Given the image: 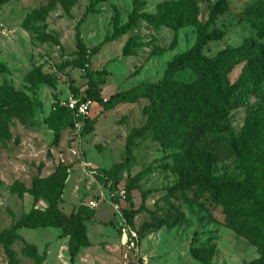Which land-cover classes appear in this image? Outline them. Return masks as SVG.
Here are the masks:
<instances>
[{
    "label": "rangeland",
    "instance_id": "rangeland-1",
    "mask_svg": "<svg viewBox=\"0 0 264 264\" xmlns=\"http://www.w3.org/2000/svg\"><path fill=\"white\" fill-rule=\"evenodd\" d=\"M89 1L0 0V62L7 68L0 73V264H9L6 249L11 264H244L257 258L256 246L226 224L224 204L212 200L199 182L192 183V176L242 178L230 141L239 136L248 103L264 110V82L237 58L225 77L233 95L238 88L246 90V104L229 107L220 123L183 117L176 94L150 90L162 81L172 58L194 45V26L154 28L139 20L103 43L125 23L132 0L94 5L79 26L80 36L98 97L114 98L105 104L96 100L88 121L78 129L66 126L54 142L46 118L69 96L82 97L89 86L73 54L75 24ZM166 1L143 0L140 10L155 13ZM217 1L196 0L202 22ZM226 2L227 10L210 28L220 38L208 41L201 54L214 57L245 41L264 51L257 39L264 0ZM130 37L136 45L124 55ZM174 78L191 81L195 74L185 68ZM137 173L140 180L123 199L121 191ZM61 176L55 207L66 220L60 226L36 218L20 221L32 208L49 206L45 195H33L36 179L41 187L51 186ZM80 204L94 207L92 218L74 216ZM122 208L136 211L131 223ZM73 235L79 248L71 260Z\"/></svg>",
    "mask_w": 264,
    "mask_h": 264
},
{
    "label": "trees",
    "instance_id": "trees-1",
    "mask_svg": "<svg viewBox=\"0 0 264 264\" xmlns=\"http://www.w3.org/2000/svg\"><path fill=\"white\" fill-rule=\"evenodd\" d=\"M100 1L102 0H90L82 16L76 22L74 34L76 50L73 51V54L78 56L79 64L89 79V86L82 97L89 98L94 102L99 100L101 104H105L112 101L114 97L108 100L98 97L97 81L93 78V71L88 67L87 48L79 31V26L85 20L86 15L94 11V5ZM142 6L143 0H132V9L125 23L114 27L112 33L103 39V43L115 40L127 33L137 25L139 20L154 28L165 26L178 29L186 25L194 26L196 30L194 45L185 53L176 54L169 62L162 81L150 85V90H155L157 94L165 95L167 92H170L171 96L173 93L176 94L181 100L179 109L184 112L183 117L192 115V119L203 118L211 123H220L229 107L246 104V90L238 88V93L233 95L232 87L225 77L226 72L239 59L247 61V65L255 69L260 81L264 82V51L257 50L254 42L245 41L239 47H227L217 52L214 57L201 54L203 46L208 41L220 38V32L216 28L211 30L210 28L218 15L227 10L226 0H219L211 5L208 17L204 22L199 19L196 0L166 1L159 6L155 13L140 10ZM262 18L264 20V13ZM257 39L264 43V25L257 30ZM135 45L134 38L130 37L123 47V54H130ZM98 48L99 46L89 53L96 52ZM185 68L193 70L195 74L193 80L183 81L174 78L177 70ZM6 71V66L0 62V73ZM231 97L233 100L229 102ZM116 98V101L124 99V97ZM88 119L87 117L85 121ZM180 121L177 122L183 123ZM46 124L53 133L54 142H57L60 131L66 126L72 125L70 111L61 103L56 105L46 118ZM224 128L228 132L231 131L227 125ZM230 146L236 157L238 168L241 170V179L218 180L198 174L192 176V183L199 182L202 189L209 192L212 200L221 201L227 209L226 224L238 235L248 239L256 246L258 257L244 264H264V110L259 103L247 104L245 123L238 138L230 141ZM141 175L142 173H137L129 179L124 191L125 197L128 195L129 188L140 180ZM185 178H188L187 174H185ZM63 180L64 177L61 176L58 181L50 182L51 186L43 184L41 187L40 181L36 179L32 189L33 195L34 197L40 193L45 195L49 199V206L42 211L32 208L20 221L25 222L36 218L44 224L60 226L66 217L56 209L55 204L62 191ZM94 213V207L80 204L77 206L74 216L90 219ZM121 214L127 223H131L136 211L122 208ZM12 235L13 230L5 235V246L8 243V238ZM73 241L71 260L79 248L76 235H73ZM6 250L9 264H11L14 260L13 256L8 249Z\"/></svg>",
    "mask_w": 264,
    "mask_h": 264
},
{
    "label": "built area",
    "instance_id": "built-area-1",
    "mask_svg": "<svg viewBox=\"0 0 264 264\" xmlns=\"http://www.w3.org/2000/svg\"><path fill=\"white\" fill-rule=\"evenodd\" d=\"M93 103L94 101L89 98L75 97L72 95L61 103L70 111L71 126L74 129H78L85 122ZM120 195L123 199L125 198V192L123 190Z\"/></svg>",
    "mask_w": 264,
    "mask_h": 264
}]
</instances>
